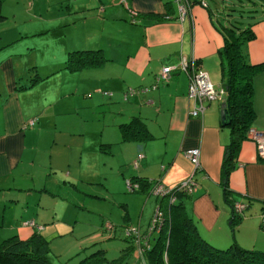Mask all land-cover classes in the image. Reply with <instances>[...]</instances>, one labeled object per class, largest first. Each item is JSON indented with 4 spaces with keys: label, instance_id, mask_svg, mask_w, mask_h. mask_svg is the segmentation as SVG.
<instances>
[{
    "label": "crops",
    "instance_id": "1",
    "mask_svg": "<svg viewBox=\"0 0 264 264\" xmlns=\"http://www.w3.org/2000/svg\"><path fill=\"white\" fill-rule=\"evenodd\" d=\"M252 1L248 21L254 36L243 49L249 62L260 64L264 0ZM188 6L180 17L175 0H33L28 22L0 21V241L12 234L25 239L34 231L50 240L65 234L57 226L75 225L65 212L76 204L63 194L75 195L83 182L114 180V188L125 190L123 177L136 170L130 177L154 173L166 185L176 184L194 171L184 150L198 147L188 212L199 226H225L228 220L248 226L259 239L249 246L264 249V158L255 141L247 136L240 142L224 184L222 161L231 134L220 118V100L202 101L203 111L194 115L198 99L188 93L183 69L156 80L163 65L194 59L214 86L222 85L217 50L223 37L215 26L220 21L205 0H189ZM83 49H100L106 59L77 69L63 66L68 52ZM32 66L43 77L17 88ZM252 84L250 127L264 131V66ZM128 88L134 90L124 98ZM132 116L142 119L153 137L121 140L119 123ZM138 153L143 156L135 166ZM157 200L154 196L152 211ZM234 201L244 209L232 223ZM126 216L130 220L128 211ZM149 217L139 222L144 226ZM205 231L212 242L230 240L228 233ZM107 238L76 247L99 243L110 254L120 253L123 245L110 246Z\"/></svg>",
    "mask_w": 264,
    "mask_h": 264
},
{
    "label": "trees",
    "instance_id": "2",
    "mask_svg": "<svg viewBox=\"0 0 264 264\" xmlns=\"http://www.w3.org/2000/svg\"><path fill=\"white\" fill-rule=\"evenodd\" d=\"M230 9L233 8H228ZM252 10L249 7L246 15L249 16ZM240 15L243 14L240 13ZM4 17L2 0H0V21ZM240 17L241 19L223 16L220 26L215 25L223 37L222 45L217 53L221 84L227 88L225 124L229 126L231 134L222 161L224 184H226L228 173L235 165L240 142L248 136L254 117L252 77L258 68L264 66V63L253 64L246 58L243 44L245 40L254 36V32L251 29L252 22L248 21V18L242 20V16ZM77 53L80 55L78 56ZM105 59L100 49L74 50L68 52L63 66L68 69H77L84 65H97ZM42 77L32 66L25 80H18L16 87L26 88ZM129 92L125 89L123 97L127 98ZM33 119L35 121V118ZM28 122L27 124L30 123ZM146 126V123L136 116L120 122L121 140L153 137ZM139 154L143 156L142 153H138V156ZM197 169L198 167L192 173L195 184L190 189L186 185H181L182 181H179L173 185L163 184L165 192L162 195L153 194L158 200L151 217L144 226L141 223L137 226L125 225L122 235L127 240V244L124 246L121 243L123 247L118 258H123L131 252L134 260L130 264H264V249L245 248L235 239L231 241L232 238L226 247H217L220 245L213 243L207 237L205 229H199L198 220L188 212L186 206L188 198L196 189L197 180L193 174ZM157 180L161 182L160 179L152 177L134 176L131 181H136L137 186L129 190L151 188ZM235 202H232V223L241 216L244 209L243 207L240 211L236 210ZM156 208L159 209L160 215L153 220ZM260 225L263 227L261 221ZM215 241L219 240L215 238ZM95 246L100 247L82 257L77 264H98L105 260L107 258L105 248L101 244ZM49 250V239L41 232L34 231L25 239L12 234L0 241V264H49ZM113 264H117V260Z\"/></svg>",
    "mask_w": 264,
    "mask_h": 264
},
{
    "label": "rangeland",
    "instance_id": "3",
    "mask_svg": "<svg viewBox=\"0 0 264 264\" xmlns=\"http://www.w3.org/2000/svg\"><path fill=\"white\" fill-rule=\"evenodd\" d=\"M32 1L33 0H2V12L5 14L2 21L7 22L8 24H11L14 20L15 22H28L31 18ZM34 1L37 2V0ZM175 1L177 3V0ZM205 1H207L208 7L211 9L212 13H214L215 22L216 19L222 21L223 16L236 19H241L240 16H242V20H247V9L253 4L250 0ZM228 8L233 9L228 10ZM226 12L231 14L226 15ZM240 13L243 15H240ZM212 82L215 84L217 83L214 81ZM94 125L93 122L89 123L90 127ZM138 158L139 156L137 155V158L133 160L135 166L137 165ZM129 167L132 168L133 166ZM192 173L193 171L185 179H187ZM131 174H136V170H131L130 174L123 177L122 184H124L125 190L114 188L116 185L114 183L115 181L110 180L104 182V184L98 182H83L81 183V186L78 187V191L75 195L71 193L63 194L65 199L69 200L70 204H76V207L74 208L69 207L73 210L72 212H65L66 217L72 219L75 225L57 226L59 230L65 231V234L59 235L53 240L48 238L50 245L48 253L49 264H77L82 257L98 249L100 246H95L99 245L96 243L94 245L91 244L87 248L84 247L78 249L76 245L79 246L80 243L89 241L94 237L106 238L109 236L105 242H108L110 246L118 243H123L124 246L127 244V240L124 239V235H122V229L124 230L126 224H135L134 226H137L141 223L139 221L145 222L149 215L151 217V205L154 198L151 188L148 187L146 188V191H141L139 188L134 192L129 190L127 181L132 179V177H130ZM150 175L152 178L160 179L162 184H165L161 177L153 176L154 173ZM184 180L181 181L183 182ZM134 183L137 184L136 181H134ZM105 185L110 188V190H108ZM135 194H138L140 197H136L137 195ZM127 200L130 201L129 207L126 204ZM149 208L150 212L148 214L147 212ZM125 211L129 212V215L131 216L130 220L128 219L129 216H126V218L124 217ZM62 223L63 220H61V224ZM199 229L207 230L209 235L210 233L215 235L216 232L228 233L229 238H232L231 241L235 239L245 248H255L250 247L249 245L251 244L248 243L251 241L253 242L254 240L259 241L258 238H255V233H253L251 228L248 226H235V224L229 223V220L225 226H199ZM261 229L264 231V228ZM213 243H219L218 245L220 246L217 247H226L230 242L222 243L216 241ZM105 254L107 258L100 261L98 264H113L116 260L117 264H130L134 260L131 252L123 258H118L120 254L117 251H115V254H110L109 252H105Z\"/></svg>",
    "mask_w": 264,
    "mask_h": 264
},
{
    "label": "built area",
    "instance_id": "4",
    "mask_svg": "<svg viewBox=\"0 0 264 264\" xmlns=\"http://www.w3.org/2000/svg\"><path fill=\"white\" fill-rule=\"evenodd\" d=\"M188 1L189 0H177L180 17H182L187 12V10H189ZM179 69H183L187 73L188 93L198 99V104L191 109L190 113L194 115L201 113L204 108L202 101H210L212 99L221 100L222 94L224 93L222 85H218L217 87L214 86L207 72L199 68L194 59H184L180 62L179 66L172 64L163 65L159 71V74L156 76V80L161 78L167 79L173 72H176ZM128 90L131 92L134 89L128 88ZM33 121V118L29 120L30 123H33ZM248 136H250L255 141L258 156L264 158V131H258L250 128L248 131ZM184 154L193 163L194 169L199 166L200 149L198 147L187 148L184 150ZM139 157H141V154H139ZM194 184L195 182L193 180L192 174L181 183V185H186L188 189H190ZM127 185L129 188L137 186V184L131 180L127 181ZM151 192L153 194L162 195L165 192V186L157 180L151 187ZM234 207L236 210L240 211L243 209L244 205L243 203L237 201L234 203ZM159 215L160 211L158 208H156L154 217H152V219L155 220ZM260 221L264 228V211L260 216Z\"/></svg>",
    "mask_w": 264,
    "mask_h": 264
},
{
    "label": "water",
    "instance_id": "5",
    "mask_svg": "<svg viewBox=\"0 0 264 264\" xmlns=\"http://www.w3.org/2000/svg\"><path fill=\"white\" fill-rule=\"evenodd\" d=\"M222 88L224 90V93L222 94V98L220 100V118L221 121L225 124L226 123V110H225V106H226V96H225V92H226V86L222 85Z\"/></svg>",
    "mask_w": 264,
    "mask_h": 264
}]
</instances>
